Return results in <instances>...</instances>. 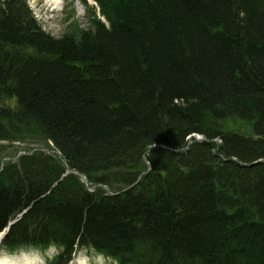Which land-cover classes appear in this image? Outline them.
<instances>
[{
    "label": "trees",
    "instance_id": "trees-1",
    "mask_svg": "<svg viewBox=\"0 0 264 264\" xmlns=\"http://www.w3.org/2000/svg\"><path fill=\"white\" fill-rule=\"evenodd\" d=\"M82 1L89 27L55 37L0 0V140L60 154L4 161L1 247L264 264V0Z\"/></svg>",
    "mask_w": 264,
    "mask_h": 264
},
{
    "label": "rangeland",
    "instance_id": "rangeland-1",
    "mask_svg": "<svg viewBox=\"0 0 264 264\" xmlns=\"http://www.w3.org/2000/svg\"><path fill=\"white\" fill-rule=\"evenodd\" d=\"M27 2L29 3L33 15L41 24L42 29L55 37L67 32L74 24H77V26L81 28L89 27L90 25V11L82 0H60L57 4L54 3L53 0H27ZM92 3V0H88V4ZM230 121L231 120L227 121L228 128L234 129L243 135L256 137L251 124H246L241 120H236L234 123L230 124ZM198 136L204 139L203 136ZM216 140L219 142V139ZM8 143L12 145L5 149H0V163L8 161L6 158L15 157L18 152L25 149L44 147L41 142L15 140ZM53 153L55 154V152ZM48 252H50V250ZM4 253L18 255L22 262L29 259L32 264H45L47 259L45 254L33 248H22L14 253H8L0 247V257ZM78 256H82L89 264H103L107 262L106 258L86 248L79 250L77 257Z\"/></svg>",
    "mask_w": 264,
    "mask_h": 264
},
{
    "label": "bare ground",
    "instance_id": "bare-ground-1",
    "mask_svg": "<svg viewBox=\"0 0 264 264\" xmlns=\"http://www.w3.org/2000/svg\"><path fill=\"white\" fill-rule=\"evenodd\" d=\"M60 0H53L54 3H59ZM0 264H32L31 260L27 259L22 262L18 255L4 253L0 257ZM71 264H89L82 256H78Z\"/></svg>",
    "mask_w": 264,
    "mask_h": 264
},
{
    "label": "water",
    "instance_id": "water-1",
    "mask_svg": "<svg viewBox=\"0 0 264 264\" xmlns=\"http://www.w3.org/2000/svg\"><path fill=\"white\" fill-rule=\"evenodd\" d=\"M191 138H194L195 140H198V141L203 140L202 137H200V136H198V135H196V134H191V135L189 136V140H188L186 146L183 148V150L188 149L189 145L191 144ZM171 149H172V150H176V149H173V148H171ZM260 161H262V160H260ZM253 163H256V162H253ZM67 171H72V170H71L70 168H67ZM82 179L85 180V177L83 176ZM13 221H14V220H13ZM13 221H11V222L9 223V225H10ZM5 234H6V229H5L3 232H1V234H0V239H1Z\"/></svg>",
    "mask_w": 264,
    "mask_h": 264
}]
</instances>
